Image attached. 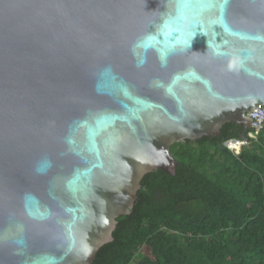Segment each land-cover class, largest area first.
<instances>
[{"label": "water", "instance_id": "water-1", "mask_svg": "<svg viewBox=\"0 0 264 264\" xmlns=\"http://www.w3.org/2000/svg\"><path fill=\"white\" fill-rule=\"evenodd\" d=\"M208 3L0 0V264H90L172 144L250 128L264 0Z\"/></svg>", "mask_w": 264, "mask_h": 264}, {"label": "trees", "instance_id": "trees-1", "mask_svg": "<svg viewBox=\"0 0 264 264\" xmlns=\"http://www.w3.org/2000/svg\"><path fill=\"white\" fill-rule=\"evenodd\" d=\"M243 124L171 145L175 174L143 175L130 213L90 264H264V129Z\"/></svg>", "mask_w": 264, "mask_h": 264}, {"label": "clouds", "instance_id": "clouds-1", "mask_svg": "<svg viewBox=\"0 0 264 264\" xmlns=\"http://www.w3.org/2000/svg\"><path fill=\"white\" fill-rule=\"evenodd\" d=\"M263 105V104H262ZM264 106V105H263ZM255 108V107H254ZM253 110V109H252ZM251 110V111H252ZM248 116H249V112H248ZM250 117V116H249ZM252 121V120H251ZM250 131H248V133H247V136H248V138L247 137H243V138H239V139H237V138H231V139H228V140H226L225 142H224V145L230 150V151H232L233 153H235V154H239L240 153V151L242 150V147L243 146H245V145H247L248 143H249V138H256V136H257V134H258V132L260 131H258L257 133H255L254 132V130H253V128H252V126H250ZM264 129V128H263ZM250 134H253V135H250ZM237 144L238 145V148H235V146H233L234 144ZM229 144V145H228Z\"/></svg>", "mask_w": 264, "mask_h": 264}, {"label": "built area", "instance_id": "built-area-1", "mask_svg": "<svg viewBox=\"0 0 264 264\" xmlns=\"http://www.w3.org/2000/svg\"><path fill=\"white\" fill-rule=\"evenodd\" d=\"M251 126L255 133L264 128V106L259 105L249 112ZM253 135V134H250ZM229 145V144H228Z\"/></svg>", "mask_w": 264, "mask_h": 264}, {"label": "snow or ice", "instance_id": "snow-or-ice-1", "mask_svg": "<svg viewBox=\"0 0 264 264\" xmlns=\"http://www.w3.org/2000/svg\"><path fill=\"white\" fill-rule=\"evenodd\" d=\"M182 6H183V7H188L189 4H188L187 2H185ZM199 6H200V7H205V6H207V7H211V6H212L211 0H209V3H208L207 5L200 4Z\"/></svg>", "mask_w": 264, "mask_h": 264}, {"label": "bare ground", "instance_id": "bare-ground-1", "mask_svg": "<svg viewBox=\"0 0 264 264\" xmlns=\"http://www.w3.org/2000/svg\"><path fill=\"white\" fill-rule=\"evenodd\" d=\"M233 146H235V148H238V145L236 143Z\"/></svg>", "mask_w": 264, "mask_h": 264}]
</instances>
